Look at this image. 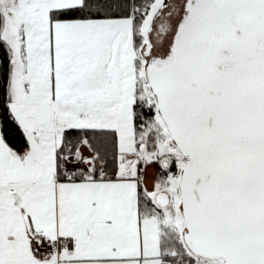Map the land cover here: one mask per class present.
Returning a JSON list of instances; mask_svg holds the SVG:
<instances>
[{
	"label": "snow or ice",
	"instance_id": "obj_1",
	"mask_svg": "<svg viewBox=\"0 0 264 264\" xmlns=\"http://www.w3.org/2000/svg\"><path fill=\"white\" fill-rule=\"evenodd\" d=\"M0 264H264V0H0Z\"/></svg>",
	"mask_w": 264,
	"mask_h": 264
}]
</instances>
